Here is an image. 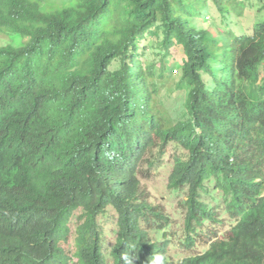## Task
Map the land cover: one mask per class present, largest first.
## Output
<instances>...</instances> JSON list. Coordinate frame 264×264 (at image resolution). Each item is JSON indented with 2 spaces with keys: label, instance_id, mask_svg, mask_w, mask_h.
I'll return each instance as SVG.
<instances>
[{
  "label": "trees",
  "instance_id": "obj_1",
  "mask_svg": "<svg viewBox=\"0 0 264 264\" xmlns=\"http://www.w3.org/2000/svg\"><path fill=\"white\" fill-rule=\"evenodd\" d=\"M208 3L223 23L259 15L211 26ZM151 39L159 67L142 60ZM164 86L186 93L175 110ZM166 168L178 231L145 185ZM158 253L264 264V0H0V264Z\"/></svg>",
  "mask_w": 264,
  "mask_h": 264
},
{
  "label": "rangeland",
  "instance_id": "obj_2",
  "mask_svg": "<svg viewBox=\"0 0 264 264\" xmlns=\"http://www.w3.org/2000/svg\"><path fill=\"white\" fill-rule=\"evenodd\" d=\"M257 7L250 9L249 6H245L244 9L240 12V14H230L227 16L229 21H225L223 23L221 16L216 11V7L212 3L207 4V8L203 14L204 20H206L207 23H211V26H226L228 29H240V30H249L252 24V21L256 19L257 15L256 13ZM191 23L194 24L197 28H207V26L203 23L202 19L200 17H195L191 20ZM240 31H236V33H239ZM145 46V44L143 45ZM160 54L159 49L157 48L156 43L151 39L149 42H147L146 47L144 48L143 52V58L142 60L153 62L158 67L160 66V60L161 58L158 56ZM170 56L165 60V65L168 68L167 72H171L174 76L175 82L179 80L180 77V65L183 60V54L182 51L179 48H172L169 52ZM118 64H115L113 68H116ZM169 86L172 84L171 88L174 90L173 83L169 82ZM168 87L164 86L161 88L160 91V97L164 101V104L167 109L175 110L178 106H181L184 102L186 93L183 95L182 92H176L173 95H169L168 93ZM172 154V150L169 151L167 156ZM167 162V160H165ZM168 175V168L166 169H160L157 174H154L151 179L145 183L147 189L151 192V195L154 197L155 201L157 202H163L167 207L168 214L172 217L174 221V228H177L178 230H181L182 228V216L180 217V214H182L179 211L178 207V201L176 197L169 198L168 191L166 189V178ZM179 238L181 236L179 235ZM178 239V237H177ZM173 243L172 245H174ZM176 252L179 254V256L185 254L183 248H181L178 243ZM171 253H173L171 251ZM186 255V254H185Z\"/></svg>",
  "mask_w": 264,
  "mask_h": 264
},
{
  "label": "clouds",
  "instance_id": "obj_3",
  "mask_svg": "<svg viewBox=\"0 0 264 264\" xmlns=\"http://www.w3.org/2000/svg\"><path fill=\"white\" fill-rule=\"evenodd\" d=\"M149 264H167V258L163 254H155L150 258Z\"/></svg>",
  "mask_w": 264,
  "mask_h": 264
}]
</instances>
